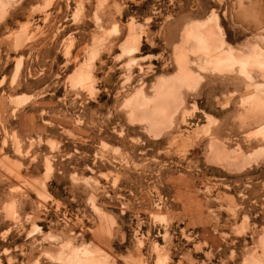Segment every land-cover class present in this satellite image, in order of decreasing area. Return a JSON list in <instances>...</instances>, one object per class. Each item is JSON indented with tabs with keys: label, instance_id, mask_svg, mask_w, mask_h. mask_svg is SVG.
I'll use <instances>...</instances> for the list:
<instances>
[{
	"label": "rangeland",
	"instance_id": "1",
	"mask_svg": "<svg viewBox=\"0 0 264 264\" xmlns=\"http://www.w3.org/2000/svg\"><path fill=\"white\" fill-rule=\"evenodd\" d=\"M0 11V264H264V0Z\"/></svg>",
	"mask_w": 264,
	"mask_h": 264
},
{
	"label": "bare ground",
	"instance_id": "2",
	"mask_svg": "<svg viewBox=\"0 0 264 264\" xmlns=\"http://www.w3.org/2000/svg\"><path fill=\"white\" fill-rule=\"evenodd\" d=\"M1 12V11H0Z\"/></svg>",
	"mask_w": 264,
	"mask_h": 264
}]
</instances>
